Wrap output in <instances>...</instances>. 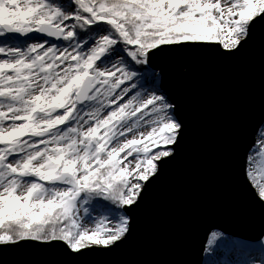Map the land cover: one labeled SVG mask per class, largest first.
I'll return each instance as SVG.
<instances>
[{"label": "snow or ice", "instance_id": "snow-or-ice-1", "mask_svg": "<svg viewBox=\"0 0 264 264\" xmlns=\"http://www.w3.org/2000/svg\"><path fill=\"white\" fill-rule=\"evenodd\" d=\"M259 25L264 0H0V252L126 242L184 134L157 61L234 57ZM257 128L240 176L264 209ZM202 253L204 264H264V224L245 238L211 230Z\"/></svg>", "mask_w": 264, "mask_h": 264}, {"label": "water", "instance_id": "water-1", "mask_svg": "<svg viewBox=\"0 0 264 264\" xmlns=\"http://www.w3.org/2000/svg\"><path fill=\"white\" fill-rule=\"evenodd\" d=\"M157 63L184 134L175 159L131 213L127 241L81 255L59 245L8 249L0 264H201L211 230L245 238L264 224V209L240 176L244 147L264 122V25L234 57L194 50Z\"/></svg>", "mask_w": 264, "mask_h": 264}, {"label": "rangeland", "instance_id": "rangeland-1", "mask_svg": "<svg viewBox=\"0 0 264 264\" xmlns=\"http://www.w3.org/2000/svg\"><path fill=\"white\" fill-rule=\"evenodd\" d=\"M252 254H253V255H256V256H259V255H260V250L257 248V249H255V250L253 251ZM229 258H230V259H234L235 257H234V256H230ZM247 258H249L247 255H243V256H241V259H247ZM204 260H205V257H204V255H203V263H202V264H204Z\"/></svg>", "mask_w": 264, "mask_h": 264}]
</instances>
